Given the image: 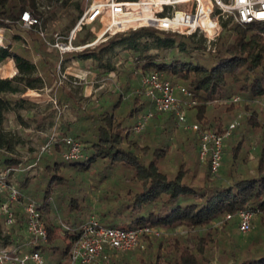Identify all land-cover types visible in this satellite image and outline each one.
<instances>
[{"label":"trees","instance_id":"obj_1","mask_svg":"<svg viewBox=\"0 0 264 264\" xmlns=\"http://www.w3.org/2000/svg\"><path fill=\"white\" fill-rule=\"evenodd\" d=\"M76 9L79 13L74 23L84 6L77 3ZM26 10L41 16L38 0H0V28L21 26L19 21ZM224 24L215 51L194 36L153 27L120 32L93 50L73 51L63 57L58 49H39L38 61L15 47L19 41L26 42L24 37L13 35L7 40L0 47V66L12 59L17 73L8 78L0 76V169L21 162L4 150L13 146L4 128L5 116L24 108L25 99L17 95L27 89L56 87L59 63L71 58L121 72L113 60L126 51L131 64L122 71L119 91L88 105L64 86H57L55 111L70 102L74 117L63 118L53 133L56 140L50 151L34 159L36 165L40 161L42 172L18 179V189L38 203L49 240L30 243L23 206L16 204L11 225H6L0 213V245L40 250L46 256L59 252L65 241L60 263L65 264L79 227L95 215L106 226L128 229L147 225L162 233L144 236L130 251L108 249L106 258L92 264H213L211 248L218 232L231 236L234 230L239 231L238 213L250 209L255 213L251 231L242 234L227 264H264V22ZM23 29L34 42L43 40L36 27ZM86 39L79 38V42ZM153 71L162 72L192 92L198 103L189 108L193 112L190 119L206 130L223 132L233 114L242 107L246 111L225 142L218 173L213 174L209 163L200 160L196 131L184 129L180 143L176 140L173 112L155 111L146 129L135 132L141 115L154 110V105L148 97L134 92L141 77ZM235 96L241 100L219 115L212 113L214 101ZM257 102L262 104L259 111ZM21 121L29 126L23 118ZM66 135L82 143L81 160L64 158L68 148L62 137ZM49 139L45 138L46 143ZM172 155L175 160L167 165ZM6 199L7 190L0 191V204ZM62 223L74 233L64 234Z\"/></svg>","mask_w":264,"mask_h":264},{"label":"built area","instance_id":"obj_2","mask_svg":"<svg viewBox=\"0 0 264 264\" xmlns=\"http://www.w3.org/2000/svg\"><path fill=\"white\" fill-rule=\"evenodd\" d=\"M226 22L229 24L264 22V0H93L80 16L69 37L64 38L59 33L54 35L53 47L58 49L63 57L73 51L93 50L117 33L153 27L194 36L197 40L204 41L208 50L215 51ZM19 25L26 29L39 28V34L45 36L40 17L33 15L29 10L22 13ZM84 27L96 28L97 32L91 34L95 38L83 45H74L77 32ZM5 31L6 28H0V47L5 45L3 37ZM73 78L75 83L84 80L80 75H74ZM66 80H69L67 75L62 73L58 78L59 85ZM134 93L148 97L154 105V110L145 112L137 121L136 133L146 129L155 111L173 112L179 127L196 131L200 160L209 163L213 174L220 171L225 142L232 135L237 122L230 123L223 132L206 130L197 122H189L188 109L198 101L193 98L192 92L186 86L174 84L159 71L143 75ZM240 100V96H235L225 102L233 103ZM55 140L56 135L53 134L42 147L41 153L50 151ZM62 141L68 148L63 154L66 160L77 161L84 157L83 145L79 140L66 135L62 137ZM15 171H17L15 167L0 169V191L7 190V199L0 204V213L5 216L6 225H11L15 219L14 207L21 204L26 215V232L32 237L30 243H47L49 231L38 203L25 197L11 183V176ZM238 215L240 233L250 232L255 213L250 209H242ZM230 218L231 215H228L227 219ZM62 227L64 234L74 233L70 226L62 223ZM161 233L160 229L147 225L128 229L106 226L95 215H90L79 227L65 264H92L100 257L106 258L105 252L108 249L117 252L130 251L141 244L144 236H159ZM0 264H45V257L40 250L29 252L22 246L0 245Z\"/></svg>","mask_w":264,"mask_h":264},{"label":"rangeland","instance_id":"obj_3","mask_svg":"<svg viewBox=\"0 0 264 264\" xmlns=\"http://www.w3.org/2000/svg\"><path fill=\"white\" fill-rule=\"evenodd\" d=\"M93 0H38V10L41 13L40 17L42 22V30L45 31V36L42 37L43 40L40 42H34L31 40L29 34L21 26H13L10 31L6 30L3 33L5 38L4 44L7 40L11 39L13 35H20L26 39V42L19 41L15 44V47H20L21 52L27 57L34 61H38L40 58V50L45 49H56L53 47L54 35L59 33L64 38L70 36L72 30L76 26L77 22L74 23L79 11L76 9V4L84 6V10ZM33 14V13H32ZM34 15V14H33ZM36 16V15H35ZM39 28L36 29V33ZM88 30L84 28L77 32L76 39L74 40V45H80L83 42H79V38L87 37ZM38 34V33H37ZM41 47V48H38ZM40 49V50H39ZM127 52L121 51L118 53V59H114V64L117 65L118 69L121 71H110L99 69L96 64L91 61H77L74 58L61 63L60 68L58 67V76L65 73L69 80L59 85L58 78L56 77V87H45L42 90H26L25 93L17 95L18 98L25 99L24 108L18 112L10 111L5 116L4 128L9 136L13 139L12 149L4 147L5 152L9 155L19 157L21 162L15 168L17 171L11 176V183L18 188L19 177H24L26 175L32 176L42 172V165L39 161L38 165L34 164V159L38 156L42 147L46 144L45 138H50L51 135L59 130L60 123L63 118L68 119L74 117L72 103L65 104L60 112H56V106L58 105V98L55 95V89L57 86H64L68 91L75 94L76 98L84 104H89L92 102H97L98 100H103L105 97L109 96L110 93H115L119 91L122 71L128 69L131 64V59H127ZM67 57L65 56L64 59ZM14 62L12 60L5 61L0 70V76L6 75L5 72L11 73L14 69ZM80 75L84 80L79 83L74 82V75ZM11 77V76H8ZM79 79V78H78ZM183 85L181 83H177ZM185 86V85H184ZM54 89V90H53ZM57 90L56 93H58ZM228 99H223L222 101H214L211 106L212 113H217L218 115L222 113L223 110L231 103H226ZM258 111L261 110V102H257ZM220 108H217L218 106ZM217 106V107H216ZM63 113L61 117L58 115ZM193 112L188 109V121L191 123H196L195 120L190 119V115ZM247 115L243 107L240 108L237 113L233 114L227 121L229 124L232 122H237L239 126ZM21 118H23L29 126H25L22 123ZM38 125H42L38 128ZM177 129L175 130L176 140L180 143L182 140V130L177 123L175 124ZM230 140V138H229ZM255 139H253V142ZM3 150V151H4ZM176 153V152H174ZM175 156L172 155L165 162L171 164L174 162ZM255 159H252L254 161ZM252 164V163H251ZM220 226V225H219ZM120 228V227H119ZM166 232V231H165ZM166 234V233H165ZM219 237L217 241L212 245L211 253L213 255V264H227L230 263V255L235 244L240 241L243 237L238 230H234V233L227 235V233L218 232ZM240 239V240H239ZM66 242H62L61 250L54 255L47 254L45 257V264H60L63 260V251L66 248Z\"/></svg>","mask_w":264,"mask_h":264},{"label":"crops","instance_id":"obj_4","mask_svg":"<svg viewBox=\"0 0 264 264\" xmlns=\"http://www.w3.org/2000/svg\"><path fill=\"white\" fill-rule=\"evenodd\" d=\"M84 29L85 30H88V32H87V34H86V36H87V39H86V41H84L82 44H80V45H83V44H85L87 41H90V40H93L95 37L93 36L94 34V32H97V29L96 28H89V27H84ZM7 30V29H6ZM10 31V30H9ZM91 34H93V35H91ZM4 37V36H3ZM4 42H5V38H4ZM9 61L10 60H12V59H8ZM13 61V60H12ZM14 62V61H13ZM60 64V63H59ZM15 65V64H14ZM2 66V65H1ZM1 66H0V70H1ZM6 73V75H4V76H2L3 78H8V76H11V77H13L16 73H17V69H16V67L14 66V69L12 70V72L9 74V73H7V72H5ZM74 75V74H73ZM28 90H32V89H28Z\"/></svg>","mask_w":264,"mask_h":264}]
</instances>
